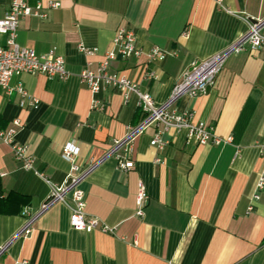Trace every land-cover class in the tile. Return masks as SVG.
Returning a JSON list of instances; mask_svg holds the SVG:
<instances>
[{
	"label": "crops",
	"instance_id": "crops-1",
	"mask_svg": "<svg viewBox=\"0 0 264 264\" xmlns=\"http://www.w3.org/2000/svg\"><path fill=\"white\" fill-rule=\"evenodd\" d=\"M11 1L0 0V17ZM25 1L41 2L46 15L21 18L17 43L37 53L54 49L68 76H12L10 85L22 83L38 100L36 108L19 106L16 90L0 91V130L15 129V140L33 159L32 168H24L0 139V264H264V187L256 188L264 176V47L245 43L229 53L205 93L181 95L168 107L190 112L231 142L188 143L184 129L143 124L118 150L130 149L128 169L109 153L113 141L144 122L137 99L125 102L111 87L92 94L79 80L83 68L94 69L113 48L119 28L132 30L143 54L118 57L109 70L165 103L193 61L247 33L242 17L264 20V0H53L56 8H47L50 0ZM5 41L0 34V45ZM80 45L96 51L85 55ZM154 48L176 55L149 60ZM94 100L100 106L93 107ZM156 134L161 149L150 144ZM68 143L77 147L82 168L94 165L80 184L85 211L113 232L75 230L68 208L54 203L23 235L24 210L39 209L49 193L46 179H65L69 162L61 148ZM138 181L148 193L143 217L135 215Z\"/></svg>",
	"mask_w": 264,
	"mask_h": 264
},
{
	"label": "built area",
	"instance_id": "built-area-1",
	"mask_svg": "<svg viewBox=\"0 0 264 264\" xmlns=\"http://www.w3.org/2000/svg\"><path fill=\"white\" fill-rule=\"evenodd\" d=\"M216 2L220 4L222 0H216ZM59 5L58 1L50 0L47 3V8H56ZM31 15L38 17L46 15L45 8L41 2L30 5L25 0H13L4 15L0 17V34L6 36L5 44L0 45V91L9 93L12 90H16L20 94L19 106L36 108L38 100L27 93L22 83H18L14 87L11 86L9 83L11 77H19L22 74H43L49 78L58 77V79H65L68 76V70L64 57L57 54L54 49L48 53H37L33 49L20 46L17 43L15 38L19 21L21 18ZM242 19L248 25L247 33L237 43L223 51L217 52V54H213L208 59L193 61L184 72L182 80L178 85L174 86L169 99L162 104H157L151 94L142 90L137 83L120 73L109 70L110 61L118 57L124 59L135 57L137 59L143 54L142 48L136 43V37L132 30L119 28L113 38V48H109L105 52L104 58L100 63L94 69L83 68L80 71L79 80L87 85L92 94H97L103 87H111L122 95L125 102L134 96L137 99L138 106L145 114L144 122L137 128L132 129L127 137L113 141L114 145L109 154L115 155L120 169L132 167L133 161L129 158L130 149L128 147H124L122 154L118 150L127 143L129 136L141 130L143 124L155 123L164 129H184L186 130L188 143L219 145L231 142V137L225 138L217 135L213 126L206 125L203 121H194L190 112L177 113L168 110V107L181 95L187 94L192 97L205 93L207 88L213 84L218 70L221 69L229 53L243 49L245 43H248L252 49L264 47V33L261 32L264 29V20H255L247 16L242 17ZM79 50L85 55H91L96 51L94 48H87L83 45L79 46ZM169 55L174 56L176 52L163 48H154L148 53L149 60L164 59ZM92 106L98 107L100 104L97 100H94ZM13 123L19 125L18 120H14ZM15 135V129H9L6 132L0 130V139L11 147L14 157L22 163V166L30 169L32 168L33 159L29 155L27 147L15 140ZM150 144L156 145L161 149L164 143L159 135L156 134L151 139ZM77 154L78 149L74 144L68 143L62 146L61 155L69 162V170H67L65 179L62 183H53L46 179L49 185V193L35 213L24 210L26 222L20 233L23 235L29 234L32 229L31 225L37 216L54 203H61L68 208L69 224L75 230L86 233L95 229L108 233L113 232L112 227L85 211L86 196L80 184L94 165L82 168L77 162ZM155 161L160 162L161 160L156 158ZM262 187H264V176H260L256 183L257 189ZM258 199L259 194L255 192L252 196V201L255 202ZM147 202L148 193L145 184L142 181H138L135 197V215L143 217ZM253 206V203H251L247 211H252ZM3 250L4 247H0V253Z\"/></svg>",
	"mask_w": 264,
	"mask_h": 264
}]
</instances>
